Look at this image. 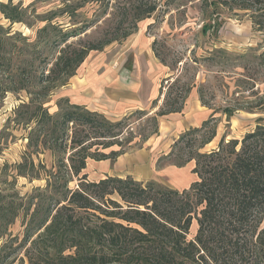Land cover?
<instances>
[{
	"label": "trees",
	"instance_id": "obj_1",
	"mask_svg": "<svg viewBox=\"0 0 264 264\" xmlns=\"http://www.w3.org/2000/svg\"><path fill=\"white\" fill-rule=\"evenodd\" d=\"M105 1L64 0L41 14L34 5L0 3V20L6 22H0V109L8 95H25L8 126L25 130L28 141L13 181L0 175V264H264V119L241 140L224 136L216 149L203 152L217 137L220 112L206 100L204 86L198 93L211 112L208 119L182 133L159 161V167L194 163L197 180L188 189L130 176L88 179L89 161L115 163L159 135L160 120L182 113L193 87L178 77L166 93L160 91L162 106L161 98L155 99L151 111H134L116 123L68 98L58 99L52 112L56 91L69 84L91 53L127 40L159 8L157 0H117L113 31L91 38L88 30L114 6ZM230 1L253 12L255 26L264 31L258 21L264 0ZM88 4L99 7L95 20L84 12ZM67 20L73 27H65ZM15 25L35 30V36H25ZM210 29L206 25L202 33ZM255 51L236 56L239 64L215 53L216 66L225 70L219 72L242 70L236 94L250 92L247 109L228 105L223 110L228 121L240 110H264V90L257 89L264 79L252 75L254 65L264 70V53ZM132 117L146 120L151 130L135 134L128 124ZM47 152L50 168L40 159ZM22 178L43 180L45 186L22 196L15 188ZM17 221L22 237L10 232Z\"/></svg>",
	"mask_w": 264,
	"mask_h": 264
},
{
	"label": "rangeland",
	"instance_id": "obj_2",
	"mask_svg": "<svg viewBox=\"0 0 264 264\" xmlns=\"http://www.w3.org/2000/svg\"><path fill=\"white\" fill-rule=\"evenodd\" d=\"M9 1L0 0V3ZM12 1L15 4L22 3L24 7L34 5V8L41 14L51 7H56L64 0ZM107 1L109 0H106L105 4H107ZM112 1L114 6L109 10L108 15L88 30L87 33L91 38L98 37L104 31H113L116 24L113 15L117 0ZM215 2H219V4H213ZM157 3L159 6L158 11L150 19L140 23L135 34L127 40L113 43L104 50L112 58H116L111 67L114 69L123 67L126 72L130 71V76L133 70L141 69V62L149 61V55H154L158 66L156 65L157 71H153L151 79L158 91L146 111L152 110V103L155 99L161 98L159 106H162L164 95L161 96L160 91L163 90V93H166L168 83H173L176 78L180 77L183 82L193 86L186 102V108L190 106V109H192L191 115L193 112L205 108L199 100L198 93L202 86H204L206 100L220 111L217 115V137L203 149V152L216 149L224 136L227 137V140H241L258 126L261 119H264V110H258L254 113L240 110L229 121L227 120L223 110L228 105H233V107L239 109H247L250 92L236 94L239 91L236 87V80L239 78L237 75L242 73V70L228 68L226 71L229 74L219 72L225 70H221L216 66L214 57L217 51H221L224 54H221L220 57H229L230 64H239L240 60H236V56L245 55L251 50H256L254 52L256 56L264 53V31L255 26L253 12L241 10L239 8L241 3L231 2L230 0H157ZM262 8L264 9V5ZM99 11V7L97 5L92 6V4H88L84 10L88 17L93 20L97 18ZM0 19L2 18L0 17ZM258 21L264 22V10L258 14ZM0 22L2 24L6 23L3 20H0ZM68 22L67 20L63 23L65 27H73ZM206 25L211 26V29L207 34H204L202 28ZM14 29L22 32L25 36H35V30L28 29L23 25H15ZM96 53L93 52L92 57L94 55L99 56ZM194 61H197V63L195 64ZM222 62L227 64L225 61ZM226 66L228 67V64ZM149 71H152V69ZM252 75H254V79H264V70L254 65ZM64 89L61 88L56 91L51 103L53 106L52 112L57 110L55 107L56 101L65 96ZM257 89L264 90V84L259 85ZM177 90L176 87L174 95ZM242 96L245 99H242ZM24 100L26 101L24 94H10L0 109V175L2 174V179H8V181H13L16 176L15 166L21 162L27 152V132L13 124L8 126V119L12 116L15 108ZM156 111H158V108L152 114ZM210 113L208 111V116ZM131 114L125 117H130ZM198 114L200 117V112ZM104 116L112 123L122 121L125 118L114 121V117ZM190 120L191 126L200 125V120L196 119L194 121L192 118ZM128 124L129 129L131 128L135 134H139L143 130H146L145 133L151 130V126L146 123V120L140 122L137 121L136 117H132ZM178 138L175 134H167L164 138H159V135L153 136L143 146L142 149H146V151L141 154L142 157L138 156L140 149H136L128 152L134 157L132 161L118 166L116 162L103 165L102 163L89 161L85 174L93 182H98L110 175L112 177L120 175L123 178L130 176L139 182L154 181L160 185L178 190L188 189L197 180V177L192 173L194 163H190L184 168H177L173 165L159 167L160 159L170 153V148ZM155 139H157V142L153 144L152 141ZM149 143H152V146L155 147L154 151L149 148ZM163 149H166V151H163ZM40 159L44 161L47 167H51L52 157L50 153L47 152L41 155ZM76 184L77 182L73 183L72 187H75ZM44 186L45 181L43 180L30 182L22 178L18 180L15 188L22 196H25L35 188ZM10 232L14 237H22L23 227L21 221H17ZM3 243L4 241L0 240V248Z\"/></svg>",
	"mask_w": 264,
	"mask_h": 264
},
{
	"label": "crops",
	"instance_id": "obj_3",
	"mask_svg": "<svg viewBox=\"0 0 264 264\" xmlns=\"http://www.w3.org/2000/svg\"><path fill=\"white\" fill-rule=\"evenodd\" d=\"M106 52H97L96 54L99 56L94 55L93 57L92 53L90 54L77 75L71 79L67 86L63 87L65 88V96L63 98H68L72 104L85 106L92 112L114 117V121H119L137 110L146 111L158 91L151 79L153 71H157V62L154 55H149V61L141 62V69L133 70L129 76L130 71L126 72L125 68L114 69L111 67L116 58H112ZM150 69L152 71H149ZM191 111L190 106L187 108L185 106L182 113L171 114L162 118L159 126V138H164L167 134H175V136L179 137L185 131L199 127L209 117L207 108L195 111L192 115ZM191 118L194 121L196 119L200 120V125L191 126ZM152 142L153 144L156 143L157 139ZM148 146L153 151L155 150L152 143H149ZM145 151L146 149H140L138 156H141ZM163 151H166V149H163ZM133 158L131 153H127L121 156L116 161V164L117 166L125 164L128 161H132ZM109 162L97 163L108 165ZM114 177L123 178L120 175Z\"/></svg>",
	"mask_w": 264,
	"mask_h": 264
}]
</instances>
